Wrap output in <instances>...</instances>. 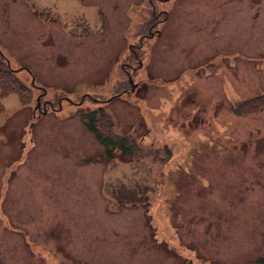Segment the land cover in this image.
<instances>
[{
  "label": "rangeland",
  "instance_id": "374dc122",
  "mask_svg": "<svg viewBox=\"0 0 264 264\" xmlns=\"http://www.w3.org/2000/svg\"><path fill=\"white\" fill-rule=\"evenodd\" d=\"M153 1L169 18L141 48L150 0H2L0 69L61 109L0 98V264L264 258V0ZM96 97L159 155L108 154L83 123Z\"/></svg>",
  "mask_w": 264,
  "mask_h": 264
},
{
  "label": "trees",
  "instance_id": "16d2710c",
  "mask_svg": "<svg viewBox=\"0 0 264 264\" xmlns=\"http://www.w3.org/2000/svg\"><path fill=\"white\" fill-rule=\"evenodd\" d=\"M16 85L21 86V82L14 80L8 71L3 72L0 70V92L1 94L7 93H19ZM83 121L86 127L94 132L97 139L104 144L106 147H109L107 151L108 154H111L112 148L118 149L121 153L129 152L134 154L135 152H140L143 149H146L145 154H151L149 149L143 147L139 144L136 139L131 135H120L114 130V123L112 117L106 113L104 110H93L84 113ZM104 122L107 125L106 131L103 130L101 126L104 125ZM260 264H263V259H258Z\"/></svg>",
  "mask_w": 264,
  "mask_h": 264
},
{
  "label": "flooded vegetation",
  "instance_id": "af4514ba",
  "mask_svg": "<svg viewBox=\"0 0 264 264\" xmlns=\"http://www.w3.org/2000/svg\"><path fill=\"white\" fill-rule=\"evenodd\" d=\"M31 2H32V4H34V5H37L35 2L33 3V0H31ZM1 4H2V0H0V6H1ZM254 3H252V5H253ZM153 10H154V12L155 11H157L156 10V7L155 6H153ZM163 20L161 19V20H157V21H155V23H154V25L152 24V25H150L151 23H150V21H147V23H146V32H145V35L146 36H148V37H152V36H159L160 34H162L163 33ZM158 24H160L161 26L159 27V28H155V26H157ZM153 26V27H152ZM150 28L151 29H153V31L154 32H151V30H150ZM124 53H125V50H124ZM125 55V57H124V60H125V62L123 63V65L120 67V69L121 70H123L125 73H126V78H127V82L129 83L130 81H131V78L133 77V75L135 74H131V71L134 69V66L133 65H131L129 62H128V60H127V58H130V54H129V52H127V53H125L124 54ZM127 67V68H124V67ZM134 72H137V71H134ZM38 93H37V95L36 96H38L37 97V99H35V103H36V101H37V108H39V109H37V110H35V113L38 111V112H42V110L43 109H55L56 108V106H55V103H54V100L52 99V98H48V97H46V92H42V90H40V89H38ZM97 99H99V101H101V102H105V100L107 99H104V100H102L100 97H96ZM83 99H81L80 101H82ZM83 102V101H82ZM35 103H34V105H35ZM57 109V108H56Z\"/></svg>",
  "mask_w": 264,
  "mask_h": 264
}]
</instances>
